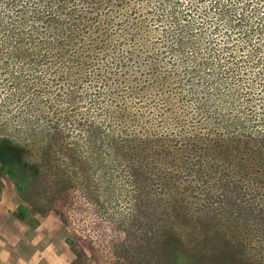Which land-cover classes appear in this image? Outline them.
Instances as JSON below:
<instances>
[{
    "label": "rangeland",
    "instance_id": "374dc122",
    "mask_svg": "<svg viewBox=\"0 0 264 264\" xmlns=\"http://www.w3.org/2000/svg\"><path fill=\"white\" fill-rule=\"evenodd\" d=\"M162 1L0 0V143L14 148L0 152V264H220L219 216L264 211L219 155L220 136L242 131L209 123L186 96L138 90L137 17L157 45L176 30ZM197 14L217 43L235 37ZM261 45L243 70L252 93L210 103L253 108L247 135L264 128ZM250 225L234 231L243 264L264 259Z\"/></svg>",
    "mask_w": 264,
    "mask_h": 264
},
{
    "label": "trees",
    "instance_id": "16d2710c",
    "mask_svg": "<svg viewBox=\"0 0 264 264\" xmlns=\"http://www.w3.org/2000/svg\"><path fill=\"white\" fill-rule=\"evenodd\" d=\"M200 1L185 0V11L181 7V0L162 1L163 5L168 4L170 18L173 23L175 21L176 30L170 28L172 31L169 32L166 29L167 32L158 31L161 39L166 41H160L158 45L148 35L147 24L143 25L145 18L137 17V57L130 59L137 60V86L141 87L138 90L142 92V87H145L144 93H155L165 97L167 101L177 99L176 95L186 96L187 100L194 102L193 104L188 101L189 104L196 106L209 123L216 122L225 130L235 126L242 131L240 134L220 136L219 155L225 157L236 175H240L242 181L245 180L249 184L251 193L258 191L264 194V128H256L251 135L243 133L250 129L251 123H257L255 110L248 106L242 113L228 108L224 111L218 101L212 107L210 105L212 100L216 101L214 96H219V93H225L226 97L234 99L243 96L242 90L250 94L252 87H256L249 83L243 70L248 68L245 60L259 55L262 50L264 14L261 10H264V0H213L212 8L216 9L211 12L206 11V6L200 4ZM196 13L212 19V28L222 29L228 34L235 30V37L225 36L222 43H217L212 35L197 27L194 16ZM183 14L185 18L179 20V16ZM67 29L61 31L69 32ZM256 36L260 39H255ZM256 40L257 42H254ZM260 73L264 76L263 70ZM230 78L232 80H227ZM13 150L7 142L0 143V152L3 155L8 156ZM220 221L223 223H219L220 229L216 232L218 249L220 248L223 254L218 256L220 264L244 263L242 252L247 242L240 235H234V231L241 234L246 224L252 225L249 226V234L255 236L256 240L251 242L248 236L250 246L264 245V211L255 205L250 207L248 220L242 213L232 219L219 216ZM228 232H233V235ZM203 235V245H207L211 238L210 230H206ZM168 249L173 256L177 254L173 244H170ZM249 264H264V259L254 260Z\"/></svg>",
    "mask_w": 264,
    "mask_h": 264
}]
</instances>
